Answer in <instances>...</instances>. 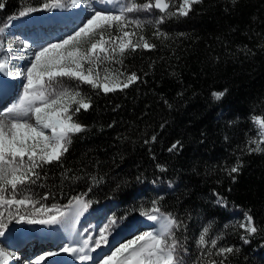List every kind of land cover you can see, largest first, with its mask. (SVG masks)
<instances>
[{"label": "trees", "instance_id": "obj_1", "mask_svg": "<svg viewBox=\"0 0 264 264\" xmlns=\"http://www.w3.org/2000/svg\"><path fill=\"white\" fill-rule=\"evenodd\" d=\"M53 1L0 0V27ZM126 1L137 8L124 14L132 22L124 31L141 46L122 57L117 49L98 68L139 79L105 94L62 78L64 87L90 99L91 107L73 117L85 130L72 135L59 161L36 169L35 184L18 186L17 199L36 202L21 213L66 208L74 197L90 208L108 201L116 219L159 208L177 221L181 264H264V136L255 123L264 119V0H200L186 16L179 14L183 0H165L164 13L139 7L155 0ZM115 29L78 47L115 38ZM141 36L154 47L144 48ZM214 92L224 95L217 100ZM252 141L260 151H250L257 147ZM158 182L159 192L150 186ZM249 215L253 234L241 227ZM229 247L231 253L219 254Z\"/></svg>", "mask_w": 264, "mask_h": 264}, {"label": "snow or ice", "instance_id": "obj_2", "mask_svg": "<svg viewBox=\"0 0 264 264\" xmlns=\"http://www.w3.org/2000/svg\"><path fill=\"white\" fill-rule=\"evenodd\" d=\"M75 2V0H74ZM200 0H183L180 6L179 14L187 15L192 4L199 3ZM4 7L0 4V9ZM48 7L47 4L44 5ZM144 10L153 7L161 12L169 8V5L163 0H155V4L144 3L139 6ZM137 6L134 4L127 8L128 12H132ZM35 9L29 8L21 11V17L27 15ZM175 12L170 15H175ZM132 23L128 21L123 14L114 15L106 14L103 11H95L90 18L82 24L81 27L73 35L61 40L59 43L49 44L47 47L39 49L35 53L34 61L30 67L26 69L27 83L23 86V95L20 96L19 102L8 109L7 113L0 114V236L5 235L8 229V222L16 220L17 223L26 222L27 224H57L64 222L70 227L71 221L68 214L61 211L55 206L53 208L43 207L36 209L32 215H24L21 208L35 205L30 197L22 199L16 198L18 186L29 183L35 184L40 178V174L36 169L41 168L45 164H51L59 161L61 156L67 152L68 146L71 144V137L76 133L83 132L84 126L74 120V116L82 109L87 111L91 107L90 99L82 96L80 91L72 90L63 86V79L75 80L79 83L88 84L92 89L102 91L107 94L117 90L128 88L135 83L139 77L136 73L126 75L122 72L113 73L107 68L103 70V75L98 71L99 63L103 59H115L118 49L119 55L122 57L126 49L135 51L141 45L133 43L129 38L134 33L124 31V28ZM137 26H139L138 22ZM115 27L121 35L115 38L110 37L108 41L97 40L91 43V47L81 50L77 45L80 44L81 38H93L97 34L102 37L103 30ZM0 31H3L0 29ZM159 33H157L158 35ZM143 42L142 46L146 49L154 47L144 41V37H140ZM110 45L109 47L105 45ZM99 53H106L101 57ZM122 63V60L117 61ZM8 67L5 60L0 62V71ZM25 75V73H21ZM124 77V79H121ZM224 95L223 92L213 93L215 99L219 100ZM35 123H30L28 119L33 118ZM262 129H264V119L256 121ZM45 130H49L46 134ZM264 136V130L260 132ZM155 140V137L152 138ZM252 143H257L252 141ZM264 143V141H260ZM173 145L169 149L175 148ZM259 144L255 149L250 151H260ZM239 165L231 168L230 172L238 171ZM34 177V179H33ZM11 189L10 195L6 196ZM47 197H45L46 199ZM69 207L74 209L73 215L78 219L84 211H87L89 202L82 197H74L69 202ZM154 213H160L159 208L153 209ZM38 213V214H36ZM49 213H53L49 215ZM147 218L151 221H161L158 232H145L136 236L127 243L121 244L110 255L103 259V264H181L178 260L177 244L173 236V229L177 227V221L171 216L163 214H148ZM246 224H241L246 232L253 234L257 231L252 225V217H246ZM103 229L100 233V239L95 241L96 247L99 248L105 243L107 237ZM207 233V229L204 230ZM200 244L205 243V236L201 235ZM248 241L245 240V243ZM88 240L83 242V247L73 248L64 247L65 253L84 252L88 247ZM212 245H216L213 240ZM232 248H221V255L231 253ZM15 253H7L4 249H0V264H7ZM56 253H46V256H53ZM45 256H40L35 264H41ZM79 259L89 260L90 256L83 255Z\"/></svg>", "mask_w": 264, "mask_h": 264}, {"label": "rangeland", "instance_id": "obj_3", "mask_svg": "<svg viewBox=\"0 0 264 264\" xmlns=\"http://www.w3.org/2000/svg\"><path fill=\"white\" fill-rule=\"evenodd\" d=\"M123 1V5H125L126 4V6H127V8H128V4H127V2H125V0H122ZM125 2V3H124ZM182 4H183V2H182ZM122 6V5H121ZM54 7H56L57 8V5H55ZM127 8L125 9V11L127 10ZM191 9V8H190ZM52 10H54V8H52ZM125 11L123 12V13H117V14H115V13H113L114 15H120V14H123L124 15V13H125ZM43 12H45V11H43ZM47 12V11H46ZM94 14V12L92 11L91 12V14L90 15H93ZM28 15H30V14H28ZM91 16H88V18H90ZM88 18H86L85 19V21L84 22H86V20L88 19ZM83 22V23H84ZM6 28H7V23H5L4 25H3V27L1 26L0 27V29H2L3 31H0V37L2 36V40H3V42L0 40V42H1V44H4L5 43V35H6ZM75 33V31L72 33V34H70V33H68L63 39H65V38H67L69 35H73ZM120 32H119V30L116 28L115 30H114V33L113 34H116V36H118V35H120L119 34ZM62 39V40H63ZM83 38H81V40H82ZM6 42L8 43V45H9V49H11V51H12V54H13V56H20L22 59H24V64H23V66H22V69L23 70H25L26 71V69L28 68V67H30V65H31V63L34 61V58L33 59H31V58H28L29 56H30V54H28V53H25V54H21V51H22V45H28L29 43H30V41H27V39L25 38V37H23V36H18V38L16 37H10V38H7L6 39ZM24 43V44H23ZM34 43V42H33ZM33 43H31L30 45H32ZM55 43H59V42H53V44H55ZM45 43H43V42H40V43H37V46H38V48L36 49V50H39V49H41V48H43L44 46H42V45H44ZM40 46V47H39ZM77 46H79V45H77ZM24 50V49H23ZM35 50V51H36ZM31 50H30V46H27V48H26V52H30ZM30 59V60H29ZM23 61V60H22ZM25 63H27V64H25ZM22 64V62L19 64V65H21ZM98 71H100L101 72V75H103V71H101L100 70V68H98ZM24 77H26V73H25V76ZM8 87V86H7ZM5 88L6 87H3L2 89H0V90H3V91H7V89L5 90ZM22 90H19V92H17L19 95L18 96H21V95H23V88H21ZM18 96H16V98L18 97ZM13 98V97H12ZM11 98V99H12ZM16 98H15V100H16ZM11 101L12 100H8V102H9V106H7V108H10L14 103H11ZM6 103V102H5ZM4 103V104H5ZM4 104H2L3 106H4ZM32 119V121H33V124L35 123L34 121V117L33 118H31ZM258 120V119H257ZM257 120H255V123L256 124H258L256 121ZM258 126H259V124H258ZM260 127V126H259ZM46 131V134H48L49 133V130H45ZM159 184H151L150 186H151V188H153L155 191L156 190H160L161 188H162V184L160 183V182H158ZM170 185H172L171 183H170ZM138 194L140 193V191H138L137 192ZM109 208H111L110 210H109V212H107L105 215H103V216H101L102 218H100V220H101V225H104V224H106V223H108L109 224V226H110V228H109V231L113 234H115V232H117L116 230L117 229H120V228H122L123 226H120V228H115V219L113 218V211L114 210H116L115 208H114V206L113 205H111ZM238 213H237V211H233L232 212V216H234L235 217V215H237ZM246 217L247 216H245L244 217V219H245V222L247 223V221H246ZM241 218H242V216H241ZM7 219V218H6ZM5 219V220H6ZM237 219V218H236ZM238 219H240V218H238ZM124 221L125 220H123V221H120V223L122 222V224L124 223ZM139 222V221H138ZM18 225H21V226H24L23 224H21V223H17V224H14V225H12L10 228L11 229H14V228H16ZM140 227H141V229L140 230H143V226H141L140 225ZM128 228V227H127ZM139 228V227H138Z\"/></svg>", "mask_w": 264, "mask_h": 264}, {"label": "bare ground", "instance_id": "obj_4", "mask_svg": "<svg viewBox=\"0 0 264 264\" xmlns=\"http://www.w3.org/2000/svg\"><path fill=\"white\" fill-rule=\"evenodd\" d=\"M118 4V3H117ZM107 5H109V8L108 9H106V6L105 7H103V8H101V10H103V11H107L108 13H111V8H112V0H108V2H107ZM104 6V5H103ZM99 8V7H98ZM56 10H59V7H58V9H56V7H54V12L56 11ZM53 11V10H52ZM93 11V10H92ZM91 11V12H92ZM96 11H98V10H96ZM91 12H86L87 13V15H86V13L84 14V16H89L90 14H91ZM94 12V11H93ZM91 16V15H90ZM8 24V23H7ZM1 38V37H0ZM24 44V43H23ZM45 45V44H44ZM44 45H42V46H44ZM31 48H30V50H34V52H36L35 50L38 48V46H37V44H36V46H35V43H33L32 45H29ZM22 47H23V51H26L25 49H26V45H22ZM40 47V46H39ZM24 76L25 75H20L19 76V80H21V79H23L24 78ZM0 83H1V85L3 86V87H6L7 88V86L9 85V83H11V80H9V77L8 76H5L4 77V79H2L1 81H0ZM23 85V84H22ZM6 90V89H5ZM19 90H22L21 88H18V89H16V90H10V89H8L7 91H3V90H0V101L2 100V98H4V96H6V98H8L7 100H12L11 101V103H14L11 107H13L16 103H18L19 102V98H20V96H18L19 94L17 93V92H19ZM1 91H3L2 92V94H1ZM23 93V92H22ZM16 96H18L17 98H16ZM13 97V98H12ZM12 98V99H11ZM15 98H16V100H18V102H15L16 100H15ZM5 101V99L4 100H2L1 102H0V104H2L3 102ZM7 106V105H6ZM10 107V108H11ZM10 108H7L6 107V109H4L3 110V112L1 111L0 112V114H4V113H7L8 112V109H10ZM25 119H28V121L30 122V123H33V121H32V119L31 118H25ZM35 122V121H34ZM260 126V125H259ZM261 127V126H260ZM65 213H67L68 215H71V214H73L74 213V209H72V208H70L69 210H67V212H65ZM53 213H49V215H52ZM136 222H138V220L136 221ZM160 223L161 222H158L156 225H157V227L160 229ZM21 224H23L24 226H21V225H18L16 228H14L15 230H27V229H34L35 227H37L38 225H41V224H27L26 222H21ZM141 226H143V225H141ZM139 227V228H138ZM137 228H134V229H132V230H130L129 228H125V227H123V228H120L119 229V231H117V232H115V234H113V235H110L108 238H107V240H106V242H107V245L105 246V248H111L112 247V249H113V251L117 248V247H119L121 244H124V243H127L128 241H130V240H132V239H134L137 235H138V233H139V235H141V234H143V233H145V232H147V230H149V228H146V226H143V230H140L141 229V227L140 226H138ZM11 237H15V236H11ZM105 248H103V249H101V251H103ZM105 252H107V251H105ZM107 255H110V254H107ZM106 255V256H107Z\"/></svg>", "mask_w": 264, "mask_h": 264}, {"label": "water", "instance_id": "obj_5", "mask_svg": "<svg viewBox=\"0 0 264 264\" xmlns=\"http://www.w3.org/2000/svg\"><path fill=\"white\" fill-rule=\"evenodd\" d=\"M163 2H164V3H166V2H165V0H163ZM166 4H167V3H166ZM168 9H169V8H168ZM168 9H166V10H165V11H163V12H166ZM263 130H264V129H263Z\"/></svg>", "mask_w": 264, "mask_h": 264}]
</instances>
